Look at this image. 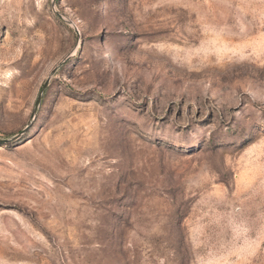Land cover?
<instances>
[{
  "label": "rangeland",
  "instance_id": "rangeland-1",
  "mask_svg": "<svg viewBox=\"0 0 264 264\" xmlns=\"http://www.w3.org/2000/svg\"><path fill=\"white\" fill-rule=\"evenodd\" d=\"M0 140V264H264V0H0Z\"/></svg>",
  "mask_w": 264,
  "mask_h": 264
},
{
  "label": "water",
  "instance_id": "water-1",
  "mask_svg": "<svg viewBox=\"0 0 264 264\" xmlns=\"http://www.w3.org/2000/svg\"><path fill=\"white\" fill-rule=\"evenodd\" d=\"M53 2L55 3V0H53ZM55 14H56L59 18L64 19L63 16H62L61 14H59L58 12H55ZM68 59H69V58H67V59H65L63 62H61V63L58 65V67H56V68L52 71L51 76H53V75L58 71V69H59V68H60V67H61V66H62V65L68 60ZM49 83H50V78L44 83V85H43V87H42V90H41V92H40V94H39V96H38V98H37V100H36V103H35V110H34V112L32 113V116H31L32 121H33V120L35 119V117H36V113H37V111H38V109H39V107H40V104H41V102H42L43 95H44L46 89L48 88ZM28 129H29V126H27V127L21 132V134L17 135L14 139L19 138V137H20L23 133H25ZM7 142H10V140H0V145L5 144V143H7Z\"/></svg>",
  "mask_w": 264,
  "mask_h": 264
}]
</instances>
